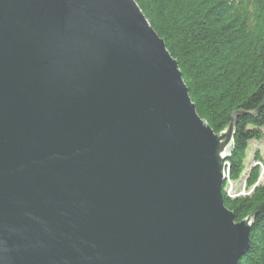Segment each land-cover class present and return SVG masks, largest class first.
Instances as JSON below:
<instances>
[{"label": "water", "instance_id": "95a60500", "mask_svg": "<svg viewBox=\"0 0 264 264\" xmlns=\"http://www.w3.org/2000/svg\"><path fill=\"white\" fill-rule=\"evenodd\" d=\"M215 133L135 0H0V264H237Z\"/></svg>", "mask_w": 264, "mask_h": 264}, {"label": "trees", "instance_id": "16d2710c", "mask_svg": "<svg viewBox=\"0 0 264 264\" xmlns=\"http://www.w3.org/2000/svg\"><path fill=\"white\" fill-rule=\"evenodd\" d=\"M177 62L197 115L215 132L235 119L228 180L244 178L248 195L224 206L236 222L252 216L249 247L237 264H264V181L245 173L252 142L264 140V0H135ZM254 163L263 162L258 153Z\"/></svg>", "mask_w": 264, "mask_h": 264}, {"label": "rangeland", "instance_id": "374dc122", "mask_svg": "<svg viewBox=\"0 0 264 264\" xmlns=\"http://www.w3.org/2000/svg\"><path fill=\"white\" fill-rule=\"evenodd\" d=\"M258 153L260 157L263 159L262 166H260L261 169V178L259 179L260 182L264 181V140L261 142H252L249 145L248 151H247V158H246V171L249 169V166L254 165V154ZM231 185V186H230ZM228 188H233L234 190L240 192L241 194H247L250 193L247 189H245V181L244 178H241L239 181L234 183H226L225 190H229Z\"/></svg>", "mask_w": 264, "mask_h": 264}, {"label": "bare ground", "instance_id": "6f19581e", "mask_svg": "<svg viewBox=\"0 0 264 264\" xmlns=\"http://www.w3.org/2000/svg\"><path fill=\"white\" fill-rule=\"evenodd\" d=\"M254 165H259V167H260V166H262V162L254 163ZM222 175L224 176V179H225L224 180L225 185H226V183H229V184L234 183V182H230L228 180V173H227V170H226V161L224 162V167L222 168ZM260 178H261V176H260ZM228 189L229 190H225V192H226L227 197H229V198H237V197H240V196L248 195V194H244L243 195L240 192L234 190L233 188H228Z\"/></svg>", "mask_w": 264, "mask_h": 264}]
</instances>
